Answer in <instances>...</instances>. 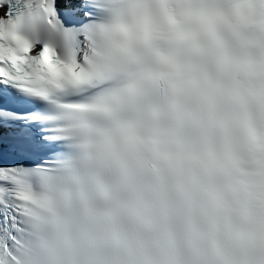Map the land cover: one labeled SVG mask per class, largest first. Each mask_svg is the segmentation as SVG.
I'll list each match as a JSON object with an SVG mask.
<instances>
[{
	"label": "snow or ice",
	"instance_id": "6c2138e0",
	"mask_svg": "<svg viewBox=\"0 0 264 264\" xmlns=\"http://www.w3.org/2000/svg\"><path fill=\"white\" fill-rule=\"evenodd\" d=\"M0 264H264V0H0Z\"/></svg>",
	"mask_w": 264,
	"mask_h": 264
}]
</instances>
